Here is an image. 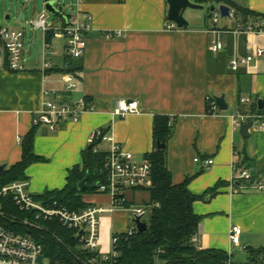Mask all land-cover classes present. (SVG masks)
Masks as SVG:
<instances>
[{
    "label": "crops",
    "instance_id": "crops-1",
    "mask_svg": "<svg viewBox=\"0 0 264 264\" xmlns=\"http://www.w3.org/2000/svg\"><path fill=\"white\" fill-rule=\"evenodd\" d=\"M230 1L264 17V0ZM8 6V0H0V28H8L7 20L13 18ZM168 9L167 0H87L82 4L76 0L72 12L65 16L80 14L84 20L91 19L87 49L80 59L69 56L64 39L54 37L44 52L47 38L42 32L31 27L29 38L22 30L24 46L30 43L34 49L40 38L42 56L35 59L27 51L23 56L25 72L21 73L0 66V166L10 168L22 160L23 140L34 129L46 92L52 94L48 98L52 100L59 95L71 103L85 101L87 111L78 123H61L55 132L35 128L34 151L43 161L27 169L23 182L25 191L34 197L66 187L70 171L82 169L90 135L97 129L108 132L132 153L135 163L148 160L157 150L155 119L166 116L173 126L166 143V166L173 182L192 178L191 193L205 197L193 205L194 213L201 217L194 245L198 250L226 252L228 264H264V191L256 185L264 181V113H253L261 111L257 102L264 100V59L237 71L230 68L234 59L264 48V33H220L225 48L215 53L210 17L188 10V27L168 30ZM229 19L219 21L217 28L232 31L241 23ZM65 23L63 17L58 26L51 24L60 28ZM261 23L263 19L251 18L243 25ZM45 61L52 68L43 72ZM72 68L77 70L71 73ZM69 74L75 77L77 88L66 91ZM219 97H224L227 111L212 110L208 98L216 103ZM120 100L138 101L139 113L115 116ZM241 110L254 122L249 138L240 134L243 125L233 124L232 117ZM110 149L111 144L101 143L98 153L107 155ZM207 161L213 164L208 166ZM234 163L251 172L256 181L237 182L234 189ZM213 189H217L216 195L208 196ZM140 190L129 191L126 197L132 206L147 207L150 192L142 197ZM83 202L112 206V198L99 193L83 195ZM129 217L128 210L117 209L101 218V252L112 250L113 236L127 231ZM235 226L242 229L238 246L230 240Z\"/></svg>",
    "mask_w": 264,
    "mask_h": 264
},
{
    "label": "built area",
    "instance_id": "built-area-1",
    "mask_svg": "<svg viewBox=\"0 0 264 264\" xmlns=\"http://www.w3.org/2000/svg\"><path fill=\"white\" fill-rule=\"evenodd\" d=\"M87 0H77L78 4H82ZM46 3L55 2L57 8L60 0H45ZM62 11V10H61ZM47 11H45L37 20L31 23L34 30L42 32L44 38L50 31L54 32L55 38H62L65 40V48L73 59H80L84 56L87 49L86 34L91 29V19L84 20L80 14L65 16L66 23L60 28H55L48 21ZM63 12V11H62ZM221 13L217 9L212 12L211 22L213 29L210 33L214 34L215 38L211 42V49L218 53L224 50L225 44L219 40L220 33H264V23L256 25H243L238 23L234 30L224 31L217 28V24L221 19ZM234 18V11H231V17ZM176 24H168V30H176ZM24 36L22 30L0 28V66L5 67L15 73L25 72L23 65V49ZM50 49V43L45 39L44 52ZM56 53V52H54ZM45 55V53H44ZM256 59H264V48H257L245 57L234 59L230 62L232 71H237L240 67L248 65ZM52 68L50 62L45 61L43 64V72ZM66 91L77 88V82L73 75L66 76ZM42 108L36 114L33 121L34 127H47L50 131L55 132L61 123H78L81 116L87 111L85 101L80 103H71L63 101L58 95L57 99H48L50 95L46 92ZM212 110L218 109L213 99ZM248 100H242V103ZM139 113L138 101H124L120 100L116 103L114 115L122 118ZM250 116L241 113L232 117L233 124L236 127H241L243 124L249 122ZM264 130V123L261 124ZM111 144V149L107 153L105 162L106 180L98 188L99 194L109 195L112 198V206L105 208L102 206H88L82 211H71L66 207L59 206L57 202L51 205H43L36 202L32 195L25 191V183L14 182L13 184L4 187L0 191L1 196H12L16 205L22 211L33 213L37 221H54L57 220L64 228L76 232V238L79 241V249L87 255V264H112L118 258V252L115 249L118 243L116 235L112 238V250L108 253L100 251V226L101 218L108 213H114L117 209H125L122 205L129 202L126 197L127 192L139 190L141 187L148 189L152 185V165L149 160L138 164L133 160V154L124 150L118 145L112 136L102 129L93 131L90 135L89 144L94 153L99 152V144ZM199 161L196 159V162ZM208 166L213 164V161H207ZM233 178L232 187L235 189L237 182L254 183V176L251 172L244 169L239 163H234L232 166ZM257 188L264 191V181L256 182ZM237 189V188H236ZM128 210L132 219V227L128 228L125 234L132 236L137 231L135 220L139 218L142 222H146L148 215L147 207L131 206ZM25 223L30 224L28 221ZM31 225H34L31 224ZM36 225V224H35ZM242 229L235 226L230 231L231 242L238 246ZM197 241L196 236L192 242ZM43 257L42 262L39 259ZM44 249L41 244L36 242L29 236L8 230L0 222V264H44L45 263ZM52 264H63L56 262Z\"/></svg>",
    "mask_w": 264,
    "mask_h": 264
},
{
    "label": "trees",
    "instance_id": "trees-1",
    "mask_svg": "<svg viewBox=\"0 0 264 264\" xmlns=\"http://www.w3.org/2000/svg\"><path fill=\"white\" fill-rule=\"evenodd\" d=\"M191 1L203 6L227 5L234 11V18L240 20L242 24H248L251 18L264 20L263 16L241 8L230 0ZM211 15L212 13H209L207 18H211ZM46 38L50 42L54 38V32L50 31ZM76 70L77 68H72L70 72ZM240 112L246 114L243 110ZM253 113L261 115L264 109L253 110ZM35 128L23 140L22 160L10 168L0 170V191L14 182L26 181L27 169L43 161V158L34 151ZM154 131L156 143L166 144L173 133L170 119L166 116L156 117ZM106 156L105 153H94L92 148L87 150L84 153L82 169L76 167L70 171L67 185L63 190L49 191L38 197L33 196L34 200L45 205L57 202L59 206L71 211L86 209L88 205L83 202V195L98 193L99 186L106 180L104 168ZM148 160L152 165V187L146 189L150 192V200L146 204L150 213L146 219L148 229L145 233H135L132 236L125 233L117 234L119 239L115 249L118 258L112 264H228L229 256L226 252L212 249L198 250L192 242L201 222V217L194 213L193 205L196 201L205 199L203 196L192 194L189 190L192 178H186L180 184L173 182L172 174L166 166V149L160 150L157 146L156 152L150 154ZM87 176V183L97 188L81 193L77 189L78 183ZM216 193L217 189L210 190L208 196L213 197ZM131 206L130 202L122 205L125 209ZM20 218L29 219L36 225H42L43 228L41 230L32 228L30 224L25 223V220L18 221ZM0 222L8 230L29 236L41 244L45 257L50 258L53 263L87 264V255L79 249L76 232L64 228L57 220L37 221L33 213L22 211L12 196L0 197Z\"/></svg>",
    "mask_w": 264,
    "mask_h": 264
},
{
    "label": "rangeland",
    "instance_id": "rangeland-1",
    "mask_svg": "<svg viewBox=\"0 0 264 264\" xmlns=\"http://www.w3.org/2000/svg\"><path fill=\"white\" fill-rule=\"evenodd\" d=\"M76 3V0H60V3L58 4V7L60 10L63 11L65 15H69L72 11V6ZM45 0H8V7H9V15L13 16L10 20H7V27L11 29H19V30H25L28 33L31 30V23L35 20H37L42 13H44L45 10ZM195 14L203 15L204 17H207L210 12V6H205L204 10L201 11H192ZM47 13L48 21L51 23H54L55 27L60 24V19L57 16H54ZM224 20H230L229 18H221L220 21ZM31 34V33H30ZM30 38L31 35H28ZM29 40V39H28ZM56 45L60 43L59 39H55ZM30 43H27L26 46H24L23 49V56L27 54V51H31L34 58H40L42 56V45L40 43V38L37 40L36 45L34 49L29 47ZM60 45V44H59ZM28 47V48H26ZM140 194L142 197H146L149 194V191L146 189L140 190ZM41 203V202H40ZM43 204V203H41ZM45 205V204H43ZM49 205V204H47ZM148 217L150 216L149 209H148ZM28 221L31 224H33L29 219L20 218L18 221ZM129 221V228L132 227V219L131 216L128 218ZM32 228L42 229V225H31ZM80 248V247H79ZM45 263L44 264H52L50 258L47 256L45 257Z\"/></svg>",
    "mask_w": 264,
    "mask_h": 264
},
{
    "label": "water",
    "instance_id": "water-1",
    "mask_svg": "<svg viewBox=\"0 0 264 264\" xmlns=\"http://www.w3.org/2000/svg\"><path fill=\"white\" fill-rule=\"evenodd\" d=\"M167 4L169 6L167 18L171 23L176 24L179 29L186 28L189 25V22L185 17L188 10H192V11L204 10L203 5L195 4L191 0H167ZM217 9L220 11L221 17L223 19L231 17V11H232L231 7L227 5H217V4H213L210 6V12H214ZM45 10L54 16L61 18L65 17L64 13L55 6V2L46 3ZM216 105L220 111L228 110V105L224 97L216 98ZM257 105L260 110L264 109V100L258 101ZM253 126H254V122L243 124V126L240 129L241 136L243 138H249L250 137L249 130L252 129ZM157 146L158 149L160 150L166 149L165 143H158ZM89 149H91V147ZM5 169H6L5 165L0 166V170H5ZM87 181H88V176L78 183L77 189L79 192L82 193L84 191L95 190L97 188V186H90L87 183ZM140 189H144V188L141 187ZM135 223L137 225L138 233L142 234L147 231L148 225L146 222H142L139 218H137L135 220ZM42 259L43 257L39 259L40 263L42 262Z\"/></svg>",
    "mask_w": 264,
    "mask_h": 264
}]
</instances>
